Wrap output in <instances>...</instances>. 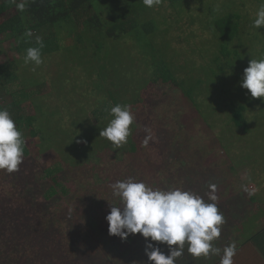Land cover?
I'll return each instance as SVG.
<instances>
[{"label":"rangeland","instance_id":"obj_1","mask_svg":"<svg viewBox=\"0 0 264 264\" xmlns=\"http://www.w3.org/2000/svg\"><path fill=\"white\" fill-rule=\"evenodd\" d=\"M262 3L264 0H184L181 6L178 4L179 14L164 0L165 15H156L160 29L156 40L168 48L165 55L171 57V62L180 65L178 78L193 73L190 77L195 83L198 79L207 82L205 76L212 77L205 73L215 54L217 35L206 24L211 15L224 11L226 4L239 9L245 17L246 34L242 38L248 55L242 57L237 66L243 76L250 59L264 56V26L260 32L251 29ZM14 45V40L0 36V65L17 60L20 66L19 70L17 67L18 82H8V87L14 90L13 86L16 89L23 83L27 92L33 90L23 102L24 114L35 115L37 126L48 133L60 134L61 142L57 147L46 145L40 150L39 138L26 137L32 149L20 164L21 170L14 173L0 170V217L5 213L18 216L23 210L27 225L26 232L23 229L15 236L5 231L2 237L7 236L9 244L0 252V264H24L25 261L26 264H55L56 259L48 258L52 252L61 259L64 257L60 239L65 250L80 257L78 264H153L145 252L146 242L158 247L165 255L169 254L166 243L151 241L150 237L144 238L140 233L129 234L126 239L109 234L105 217L110 207L105 203L117 198L111 185L129 177L143 181L153 189L189 191L206 202H211L208 200V193L212 191L209 186L214 185L215 203L223 214L224 223L220 226L219 238L212 244L223 254V248L229 243L225 237L238 234L235 225L243 216L242 198L251 203L254 201L258 206L259 202H264V100L251 97L248 90L241 87L242 79L237 80L233 75L228 76L229 82L224 85L221 98L218 96L225 81L210 82L205 90H200L204 87L200 85L196 99L200 101L198 108L170 83H145L140 89L136 78L145 75L146 65L136 59L137 49H131L128 59L134 61L126 68L136 90L140 91L137 102L127 103L134 116L129 136L134 150L127 143L115 148L99 135L112 118H106L100 126L87 116L102 95L93 87L101 80L96 72L89 71L94 64L80 63L81 59L76 55L65 56L62 60L44 57L37 67L19 61L22 56L13 49ZM84 58L89 59L87 55ZM112 75L105 78L106 84L112 80ZM27 77L36 78L39 84H27ZM123 84L124 98L130 99L137 94L132 85ZM232 96L237 101L250 103L245 113L246 131L229 123V113L223 105L224 98L230 101ZM5 99L8 102L11 97ZM32 99L39 109H43L42 113ZM77 121L78 127L74 124ZM146 129L151 130L153 138L144 146L142 142L148 135ZM69 137L74 138L75 143ZM79 145L83 149H78L73 154L76 161L70 162L68 154ZM47 166H59L57 172L61 170L62 173L58 179L67 188V193L62 200L52 198L49 202L60 203V206L51 215L48 212L47 216H42L38 209L47 210L43 195L47 185L39 180L40 170ZM63 206L66 207L62 209ZM61 223L66 227L71 224L70 234H60L66 230ZM248 223H243L241 230L249 228ZM18 225L19 228L23 226ZM48 229L53 230L52 234ZM49 235L55 238L51 239L55 243H49ZM234 241L236 243V239ZM187 249L185 243L183 254L176 258L175 264H200L204 256L194 257ZM207 262L215 264L212 257L207 258Z\"/></svg>","mask_w":264,"mask_h":264},{"label":"trees","instance_id":"obj_2","mask_svg":"<svg viewBox=\"0 0 264 264\" xmlns=\"http://www.w3.org/2000/svg\"><path fill=\"white\" fill-rule=\"evenodd\" d=\"M165 1H168L173 11H178L177 13L180 14L178 4L181 6L184 0ZM19 2L20 0H16V3ZM16 3L13 0H0V36L14 40L13 49L22 56V59L19 60L22 63H24L26 49L38 46L35 43L36 36H40L43 39L42 58L57 57L58 60H62L65 59V56L75 57L77 55L81 59L80 63H93L94 66L90 67L89 71L91 73L96 72L99 79H101L97 80L93 87L98 89V92L102 95H99L97 105L93 106L91 111H88L90 115L87 116L89 120H93L95 124L100 126L104 125L101 122L106 118H112L110 114L112 106L116 104L127 106L128 102H131V104L137 102V96L140 91L136 90V86L131 81L132 77H130L126 68L129 62L133 63L134 61L131 62L128 59L131 56V53H129L131 49H137L138 57L136 59L144 61L146 65L145 75L142 78H136L138 88H143L145 83H160L162 85L170 83L175 88H178L196 108L200 106V101L196 100L200 85H204L200 90H205L210 82L225 81L221 84V93L218 96L221 98L223 96L222 91L224 92V85L226 86L229 82V75H233L237 80H241L243 77L241 72H238L237 66L241 62L242 57L248 55V53H245V43H243L244 40L242 38L246 34L244 27L245 17L239 9L231 8L229 4L225 5L224 11H221L220 14H215L214 16L210 14L211 18L206 24L217 35L215 54L210 58L207 68L208 72L205 73L212 77L207 78L205 76L207 82L198 79L193 83L190 77V74L192 75L193 73L185 75L186 78H178L177 72H180V65L171 62V57L165 55V49L168 51V48L156 40L160 30L156 15L161 13L165 15V9L162 6L164 0L152 8L146 7L143 4V0H27L25 10L22 12L17 10ZM251 29L256 32L262 28L260 27L256 30L255 27H251ZM26 30L32 31V37H25L24 33ZM63 39L65 41L62 43ZM128 39L129 43L127 42ZM86 55L89 59L84 58ZM18 64L17 60H10L0 65V107L7 108L11 118L22 132L24 161L32 149L31 145L26 141V137L39 138L40 150L44 149L46 145L57 147L61 142V137L56 132L48 133L37 126L38 118L36 119L35 115L27 116L24 114L22 110L23 102L30 97L29 95L33 93V90L27 92L25 90L26 85H23V83L16 89L13 86L14 90L8 87V82L11 83L13 81V84L16 81L18 82L20 75L17 72V67L18 70L20 67ZM148 64L150 68H148ZM203 69H205L204 66ZM109 74H113L112 80L109 84H106L105 78ZM26 79L29 85L37 86L39 84V80L36 78L27 77ZM139 80L141 83H139ZM122 84L125 86L132 85L131 87L135 88L134 91H137V94L130 99L124 98L125 90H123ZM8 96L11 97V100L7 102L5 98ZM235 98V96H232L230 101L224 98L225 104L223 106L225 111L229 113V123H232L238 129L246 131L248 125L245 113L250 103L240 102ZM32 101L34 106L42 113L43 109L37 107L35 99H32ZM77 122L74 123L76 127L80 125L79 121ZM65 138L63 136L64 140ZM70 140L75 143L74 138ZM127 144L131 150H134V144L129 137ZM78 149H83V146L73 147L68 154L70 162L76 161L73 158V154ZM58 169L59 166L52 168L47 166L40 170L41 178L39 182L47 185L43 193L46 198L44 208L47 210L38 209L42 216H47L48 212V215H51L60 206V203H50L49 201L52 198L62 200L63 195L67 193V188L58 179L59 173H62L61 170L57 172ZM18 170H21L20 165ZM116 197L115 200L110 199L111 201L108 200L105 204L109 207H111V204L122 206L120 198ZM64 207L66 206H63L62 209ZM8 212L10 213V211ZM39 218H36L38 223L40 222ZM84 219L83 217L81 220L83 221ZM18 223L23 224V226L19 228V225L17 226ZM61 224L66 230L63 232L59 230L58 232H61V235L65 232L70 234L71 224L68 223L69 227L64 226L63 223ZM26 226L23 210L18 216L8 213L2 215L0 217V252H2L3 246L9 244L8 237H2L5 236V231L11 236H15L18 232H22L23 229L26 232ZM50 232L52 234L53 230H50ZM51 239L55 238H51V235H49V243H55ZM65 239L69 242L68 237ZM62 241L60 239V250L64 257L61 259L55 256V252H52L48 259H56L55 264H78L80 257L72 254L68 249L65 250L62 246ZM27 246L24 245V247ZM211 256L221 257L222 254H211ZM206 262L207 258L204 257L200 264H206Z\"/></svg>","mask_w":264,"mask_h":264},{"label":"clouds","instance_id":"obj_3","mask_svg":"<svg viewBox=\"0 0 264 264\" xmlns=\"http://www.w3.org/2000/svg\"><path fill=\"white\" fill-rule=\"evenodd\" d=\"M13 2L16 3V0ZM161 2L162 0H143V4L149 8ZM26 4L27 0H20L16 3L17 10L24 11ZM262 26L264 3L258 8L253 21L256 29ZM24 35L32 37L33 33L26 30ZM35 43L38 46L26 49L24 62L39 66L43 63L42 37L36 36ZM240 84L248 90L251 97L264 100V56L249 60ZM110 114L112 119L100 130L99 135L109 140L115 148H119L127 143L134 116L128 106L121 104L112 106ZM146 132L148 135L142 142L144 146L153 138L150 129H146ZM23 145L22 132L7 108L0 107V170L9 173L18 170L23 161ZM111 187L113 194L120 198L122 206L111 204L110 212L105 217L109 234L126 239L129 234L140 233L144 238L150 237L151 241L166 243L170 248L167 255L152 243L146 242L145 252L153 264H175L176 258L183 254L185 243L188 245V252L194 257L221 253V249L212 244L213 240L219 238L220 226L224 223L223 214L215 203L217 197L214 194V185L209 186L212 191L208 193V200L211 202L179 188L153 189L143 181H136L131 177L117 181ZM236 250L235 242L225 246L220 264H233Z\"/></svg>","mask_w":264,"mask_h":264},{"label":"crops","instance_id":"obj_4","mask_svg":"<svg viewBox=\"0 0 264 264\" xmlns=\"http://www.w3.org/2000/svg\"><path fill=\"white\" fill-rule=\"evenodd\" d=\"M242 201L243 216L241 220L239 218L235 225L238 234L237 236L225 237L229 241L226 246L235 242L234 239H236L237 250L236 255L233 257V264H264V202H259L260 205L258 206L254 201L251 203L250 200L245 198H242ZM243 223L250 224V227L241 230ZM241 233L245 234L241 235ZM211 257L215 264H220V256L216 257L209 254L207 258L210 259ZM206 264H209V262Z\"/></svg>","mask_w":264,"mask_h":264}]
</instances>
